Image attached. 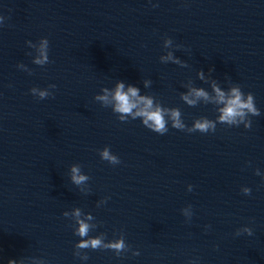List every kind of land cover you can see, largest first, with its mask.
Wrapping results in <instances>:
<instances>
[{
	"label": "water",
	"instance_id": "95a60500",
	"mask_svg": "<svg viewBox=\"0 0 264 264\" xmlns=\"http://www.w3.org/2000/svg\"><path fill=\"white\" fill-rule=\"evenodd\" d=\"M0 0L8 17L0 29V261L79 264L76 237L62 213L91 212L108 238L123 229L141 255L118 261L109 251H88V264H264V0ZM188 52L176 55L188 69L159 63L162 38ZM46 37L51 63L31 64L25 41ZM25 63L33 75L18 71ZM214 68L251 92L260 117L252 128L218 125L214 135L171 130L156 135L93 101L116 80L179 107L189 126L214 118L211 106L189 108L179 100L196 72ZM12 87L9 88L8 85ZM55 84L54 99L37 102L31 87ZM110 146L122 161L112 167L97 150ZM251 162V167H245ZM78 163L90 175L91 194L68 182ZM193 185L191 193L187 185ZM243 186L252 194L244 196ZM110 196L97 209L96 201ZM191 204L185 223L180 209ZM250 221L252 223H250ZM205 225L211 228L205 232ZM253 236L234 237L241 227ZM96 233H93L95 235ZM218 249L214 250V246Z\"/></svg>",
	"mask_w": 264,
	"mask_h": 264
},
{
	"label": "clouds",
	"instance_id": "9594fccd",
	"mask_svg": "<svg viewBox=\"0 0 264 264\" xmlns=\"http://www.w3.org/2000/svg\"><path fill=\"white\" fill-rule=\"evenodd\" d=\"M151 7L159 6L158 2L148 0ZM8 17L0 14V29L5 26ZM25 47L29 51L26 55L31 58V64L40 68L45 67L50 60V42L46 37L38 39L36 42L31 40L25 41ZM163 54L159 56V63L167 65L172 64L181 69H188L190 65L186 60H182L176 55L177 52L189 50L183 49L181 45L176 44L172 38L167 36L162 38ZM18 71L26 73L28 76L33 75V71L25 63H17L15 65ZM214 68H209L205 73L203 70L196 72V80L200 81L206 87H198L195 82L189 79L181 84V88L185 91L180 92L179 100L189 108L209 107L211 106L214 118L207 116H199L194 118L191 125L185 123L183 114L179 107H169L161 103L148 90L151 89L153 81L151 79H143L141 81L143 89L122 80H116L111 87H101L99 93L94 95L93 101L100 105L101 108L110 109L111 113L121 124L129 121H139L140 125L148 131L165 136L171 130L184 132L186 134L200 133L201 135H214L217 126L222 125L226 128H240L245 131L252 128L253 118L262 115L261 110L256 106L255 97L251 92L245 93L240 85L232 82L228 76L224 77V83L214 79L212 74ZM12 87L11 84L8 85ZM55 84H48L45 88L31 87L29 94L37 101L46 99H54L56 92ZM97 155L102 162H106L109 166H120L122 161L120 157L114 154L110 146H104L97 150ZM245 167H251V162H247ZM254 175L260 178L261 185H264V170L260 168L254 169ZM68 182L82 196L91 194L90 175L86 174L82 166L74 163L67 169ZM193 185L186 186V191L191 193ZM240 192L244 196H250L252 189L247 186L240 188ZM110 196H105L96 201L97 209L107 205ZM185 223H190L194 215V209L191 204L180 209ZM65 220L69 221L72 235L76 237L73 245V259L79 264H88L90 260L88 251H109L114 254V258L118 261L125 259L126 254L130 253L132 258L139 257L141 252L134 249L126 242V236L123 229L113 230L112 238H108V234L104 231H98L103 227L101 222H97L96 217L91 212H85L80 207H73L62 213ZM250 223H252L250 221ZM211 228V225H205V232ZM93 233H96L93 235ZM253 236V228L244 226L238 228L234 233V237ZM218 245L214 246V250L218 249ZM0 264H3L0 261ZM7 264H24L23 260L10 259ZM35 264V262H34ZM43 264V261L40 262ZM187 264H200L199 257L191 258Z\"/></svg>",
	"mask_w": 264,
	"mask_h": 264
}]
</instances>
